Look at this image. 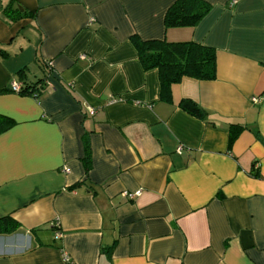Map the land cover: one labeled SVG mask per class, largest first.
Masks as SVG:
<instances>
[{"label": "crops", "instance_id": "1", "mask_svg": "<svg viewBox=\"0 0 264 264\" xmlns=\"http://www.w3.org/2000/svg\"><path fill=\"white\" fill-rule=\"evenodd\" d=\"M174 1L0 0V264H264V0L166 29ZM132 34L213 48L215 78L160 101Z\"/></svg>", "mask_w": 264, "mask_h": 264}, {"label": "trees", "instance_id": "2", "mask_svg": "<svg viewBox=\"0 0 264 264\" xmlns=\"http://www.w3.org/2000/svg\"><path fill=\"white\" fill-rule=\"evenodd\" d=\"M211 5L204 0H175L166 10L163 18L164 27L193 28L210 11ZM129 41L138 54V60L144 71L156 69L159 79L160 101L171 103V87L184 77L197 80H213L216 76L215 50L194 41L170 42L165 39H142L136 34ZM45 68L51 71L45 61ZM49 76V75H48ZM48 76L34 83L20 81L21 89L18 94L38 97L46 88ZM178 106L188 114L206 122L207 113L196 102L183 98ZM13 120L0 115V132L8 129ZM240 126L230 127V142L238 133ZM84 165L88 164L87 156L83 158ZM18 228V223L12 218L0 220V231L10 233Z\"/></svg>", "mask_w": 264, "mask_h": 264}, {"label": "built area", "instance_id": "3", "mask_svg": "<svg viewBox=\"0 0 264 264\" xmlns=\"http://www.w3.org/2000/svg\"><path fill=\"white\" fill-rule=\"evenodd\" d=\"M81 57L84 58L85 56L82 55ZM49 85H50V82H49V80H47L46 81V87L49 86ZM20 89H21V86H20V83L19 82L14 81V80L10 82V90L12 92L18 93L20 91ZM252 101L255 102V103L258 102V98H252ZM88 112H89V114H93L94 113V110L92 108H89L88 109ZM180 147L181 146H178L177 149L179 150ZM63 171L68 172L69 169L66 168V167H63ZM140 194H141V190L140 189H138L136 191H133V192H129L127 190H124V191L121 192V196L124 197V198H126V199L136 198ZM56 233H57V235H60V232L59 231L56 232Z\"/></svg>", "mask_w": 264, "mask_h": 264}]
</instances>
